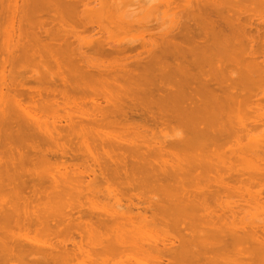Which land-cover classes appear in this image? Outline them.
I'll return each instance as SVG.
<instances>
[{
    "label": "bare ground",
    "instance_id": "6f19581e",
    "mask_svg": "<svg viewBox=\"0 0 264 264\" xmlns=\"http://www.w3.org/2000/svg\"><path fill=\"white\" fill-rule=\"evenodd\" d=\"M130 262L264 264V0H0V264Z\"/></svg>",
    "mask_w": 264,
    "mask_h": 264
},
{
    "label": "rangeland",
    "instance_id": "374dc122",
    "mask_svg": "<svg viewBox=\"0 0 264 264\" xmlns=\"http://www.w3.org/2000/svg\"><path fill=\"white\" fill-rule=\"evenodd\" d=\"M166 27H167V25H166ZM160 28H161V27H160ZM160 28H159V29H160ZM159 29H157L156 31L154 30L153 32L158 34V32H162V30H163L164 28H161L162 30H159ZM131 34H132V37L129 36V35H131ZM143 34L146 35V33H141V32H140V34H139V32H138V33H137V32H133V33L128 34L127 36L131 37V39H132L133 37H134V38H135V37L138 38V37H140V35H143ZM124 36H125V35H124ZM124 36H123V37H124ZM127 36H126L125 39H127ZM146 36H147V35H146ZM137 45H138V44H137ZM134 54H135V52H133L131 55H134ZM131 263H133V262H130V264H131Z\"/></svg>",
    "mask_w": 264,
    "mask_h": 264
}]
</instances>
